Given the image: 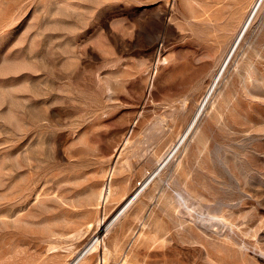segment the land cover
Returning <instances> with one entry per match:
<instances>
[{
	"label": "rangeland",
	"instance_id": "obj_1",
	"mask_svg": "<svg viewBox=\"0 0 264 264\" xmlns=\"http://www.w3.org/2000/svg\"><path fill=\"white\" fill-rule=\"evenodd\" d=\"M254 1L0 0V264H264Z\"/></svg>",
	"mask_w": 264,
	"mask_h": 264
},
{
	"label": "bare ground",
	"instance_id": "obj_2",
	"mask_svg": "<svg viewBox=\"0 0 264 264\" xmlns=\"http://www.w3.org/2000/svg\"><path fill=\"white\" fill-rule=\"evenodd\" d=\"M258 1H260V0H255L254 3L251 5L252 7H251V9H250V13L248 14V16L246 17V19L243 21L241 27L239 28V31H238V33H237V35H236V37H235V39H234V41H233V43H232V45H231V48H230V50L228 51L227 56H226V58H225V60L223 61V63H222L221 66H223V64L225 63V61H226V59H227L229 53H231L232 49H234V47L240 42V40H241V38H242V35H243V33H244V31H245V29H246L248 23L250 22L251 13H252L254 10H257V7L259 6V5H258ZM257 5H258V6H257ZM253 16H254V15H253ZM251 20H252V19H251ZM211 88H212V87H211ZM209 90H210V89H209ZM209 90H208V91H209ZM205 96H206V95H205ZM181 138H184V137H181ZM181 138L179 139V141L181 140ZM179 141H178V142H179ZM176 145H177V144H176ZM176 145H174V146L171 148V150L169 151V153L173 151V149L176 147ZM166 158H167V157H166ZM162 163H163V161H162ZM162 163H161V164H162ZM109 172H110V171H109ZM91 193L93 194V197H95V196L97 195L99 201H105L106 198H107V197L110 195V193H111V188H110V181H109V179H106V180H105V182L103 183V186L101 187V189H99V191H98L97 193H96V190H92ZM91 193H90V194H91ZM135 194H136V191H134V193H132L130 196H128V197H126V198L124 199L123 204H122V206H121V209H122L123 206H125L128 202H130V201L132 200V198L135 196ZM88 225H89V224H88ZM96 242H97V240H96ZM96 242H95V243H96ZM86 247H87V246H86ZM96 249H97L96 244H92V245L87 249V251H86L85 253H80V254L78 255L77 258H75L71 263H68V264H77V263H79L81 260H83V258L85 257V255L90 254V253H93L94 251H96ZM85 250H86V249H85ZM85 250H84V251H85ZM99 250H100V249H99ZM105 253H106V252H105ZM104 256H105V255L101 256V259H99V264H100V262H101V263L104 262Z\"/></svg>",
	"mask_w": 264,
	"mask_h": 264
}]
</instances>
